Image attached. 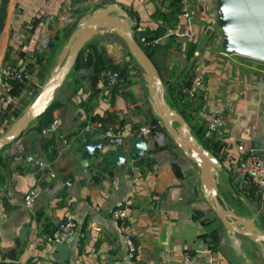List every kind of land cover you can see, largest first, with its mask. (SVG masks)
I'll use <instances>...</instances> for the list:
<instances>
[{
  "label": "crops",
  "instance_id": "0c3cea01",
  "mask_svg": "<svg viewBox=\"0 0 264 264\" xmlns=\"http://www.w3.org/2000/svg\"><path fill=\"white\" fill-rule=\"evenodd\" d=\"M174 1L7 0L0 66L23 65L28 76L11 84L9 91L0 86V134L38 94L81 19L95 7L115 3L131 20L133 32L165 29L161 35L150 34L144 43L167 46L164 54L153 53L161 67L165 100L167 87L177 92L188 77L202 73L193 108L187 112L188 128L199 134L210 113L222 116L214 136L220 160L216 187L229 209L252 217L264 231V188L241 184L235 169L246 153L264 155V61L223 53L214 0H192L194 16L189 22ZM95 30L89 41L106 65L119 71L115 84L101 75L90 97L91 84L79 79L86 71L72 66L52 94L51 101L62 103L52 110L56 130L44 134L33 119L0 151V264H264V245L237 234L241 242L236 252L226 241L230 232L207 204L199 170L164 129L154 127L162 124L151 111L147 82L128 48L112 28ZM109 111L117 119L110 124L117 125L127 141L139 125L149 126L151 137L143 155L100 169V155L116 147L96 134L105 127L90 116ZM3 113L7 116L2 118ZM83 136L100 139L103 145L95 148L85 173L75 175L65 188L57 187L62 175L75 174L80 167L75 146ZM29 154H41L46 163L38 166L27 159ZM97 171L101 176L92 178ZM29 189L37 192L31 206L23 199ZM118 205L125 208L120 220L112 215ZM66 217L74 220L75 229L66 239L69 253L60 260L45 236ZM125 233L135 244L131 260L125 259Z\"/></svg>",
  "mask_w": 264,
  "mask_h": 264
},
{
  "label": "water",
  "instance_id": "95a60500",
  "mask_svg": "<svg viewBox=\"0 0 264 264\" xmlns=\"http://www.w3.org/2000/svg\"><path fill=\"white\" fill-rule=\"evenodd\" d=\"M214 9V23L220 30L222 50L264 61V0H214ZM99 26H108L116 32L142 71L147 82L151 111L161 121L162 127L172 142L199 170L200 188H202L205 200L220 223L230 232V238L228 237L226 241L236 252L241 242L237 234H242L249 240L264 245V231L257 226L253 218L234 213L223 202L216 187V175L220 160L191 134L184 117L180 116L165 100V87L161 81L159 70L138 44L131 29V20L126 17V12L115 3H107L106 6L91 9L89 15L82 18L80 23L74 27L55 60V68L43 82L38 94L0 134V151L19 136L28 127L31 120L38 117L39 113L51 103L56 84L72 67L77 53ZM102 145L100 139L91 140L83 136L80 143L75 146V151L80 155V167L74 172L75 174L62 175L61 182H58L57 187L65 188L75 180V175L85 173L88 159L93 156L95 148H101ZM146 148L147 143L144 137L133 135L128 149L116 147L110 152L100 155L98 158L99 168L102 169L107 164L121 165L128 157L133 159L143 155ZM101 174L99 171L94 172L92 178H97ZM50 251L54 252L56 259L63 260L69 253L68 244L66 241L54 243Z\"/></svg>",
  "mask_w": 264,
  "mask_h": 264
},
{
  "label": "built area",
  "instance_id": "2783aa9c",
  "mask_svg": "<svg viewBox=\"0 0 264 264\" xmlns=\"http://www.w3.org/2000/svg\"><path fill=\"white\" fill-rule=\"evenodd\" d=\"M177 10L179 14L187 21H191L194 16V10L192 5V0H177ZM140 42L147 43L148 38L144 35L139 37ZM225 55H230L231 53L224 52ZM232 55V54H231ZM0 86H2L4 91H9L12 82L23 81L28 76L27 68L23 65L13 66L11 64H2L0 66ZM119 75L117 71H111L106 73L107 83L115 84L118 80ZM190 83L185 87L186 98H194L198 92L200 85L202 84V73L197 72L190 77ZM3 100V94H0V103ZM1 108V104H0ZM41 130L44 134H50L56 130L58 120L55 118ZM223 124V118L217 112L210 113L209 118L206 120L204 125L203 134L206 137L215 136ZM89 126H84V130H89ZM96 134L107 140L109 144L114 147H126L128 142L126 137L122 135L120 129L117 125H112L97 130ZM132 135L143 136L146 143L148 138H150L151 129L147 125L136 126L132 132ZM28 160L35 162L38 166H43L46 162L44 156L39 154L38 156L29 154L26 156ZM235 169L237 170V179L241 184L256 186L258 188H264V155H259L255 152H249L239 157L236 161ZM6 192H8L6 190ZM37 196V192L32 189L27 190L23 194L24 203L27 206H31ZM112 215L116 219H122L125 215V208L118 205L112 210ZM75 229V222L73 219L66 217L56 224L55 228L50 231L45 236L46 242L53 245L54 243H59L66 241ZM123 241L126 245L125 259L131 260L135 253V244L133 243L131 237L128 234H124Z\"/></svg>",
  "mask_w": 264,
  "mask_h": 264
},
{
  "label": "trees",
  "instance_id": "16d2710c",
  "mask_svg": "<svg viewBox=\"0 0 264 264\" xmlns=\"http://www.w3.org/2000/svg\"><path fill=\"white\" fill-rule=\"evenodd\" d=\"M176 1V6H177V0ZM174 1V2H175ZM7 0H0V31L3 25L4 21V12H5V5H6ZM164 28H158L154 33L148 32V31H143V32H134V36L138 42V44L145 50V52L148 54L149 58L151 59L152 63L155 64L157 69L159 70L160 73V65L156 62V60L153 58V53L155 51H159L161 54H164L165 49L167 46L165 44L161 43H155L150 46H146L144 43L140 42L139 37L140 36H145L148 38L150 34L153 35H161V33L164 32ZM129 52V51H128ZM73 69L79 70V69H84L86 71L85 75L82 77H79V79L85 78L86 80L89 81L91 84L90 88V97L92 94H94L97 91V80L100 78L101 75H105L104 81L106 80V74L111 71L117 70L114 66H109L106 65L105 61L101 58L98 48L92 43V41H87L79 50L77 53L74 61H73ZM118 75L120 76L119 71ZM190 77L187 78V82H184L178 89L177 92L174 91L173 87H167V99L169 104L175 109V111L184 119L186 122L189 123V117L188 113L190 112L193 108V102L195 99L191 98H186L185 96V90L184 88L189 85L190 83ZM17 82H12L11 84H15ZM115 90L116 87H113ZM62 105L61 102L59 101H51V103L39 113L38 117H36V129L38 131L43 130L52 120V110H54L56 107ZM17 112L16 114H18ZM7 116L5 113L2 114V118ZM90 119L92 120H97L102 127L106 128L107 124H110L111 122H116V116L112 111H109L105 113V115H99L97 113H94L90 116ZM155 121H157L156 118L153 117ZM155 128H160L163 130L164 128L156 122L154 125ZM103 129V128H102ZM192 131V132H191ZM204 127L201 129L199 134L193 132L192 128L190 129V132L192 135L196 137V139L205 147L207 148L210 152H212L215 155V146L217 145L218 139H214V136L206 137L203 134ZM142 159V158H140ZM121 206V205H120Z\"/></svg>",
  "mask_w": 264,
  "mask_h": 264
},
{
  "label": "rangeland",
  "instance_id": "374dc122",
  "mask_svg": "<svg viewBox=\"0 0 264 264\" xmlns=\"http://www.w3.org/2000/svg\"><path fill=\"white\" fill-rule=\"evenodd\" d=\"M166 137V135H164ZM167 138V137H166Z\"/></svg>",
  "mask_w": 264,
  "mask_h": 264
}]
</instances>
